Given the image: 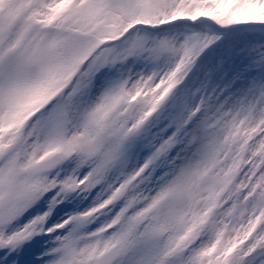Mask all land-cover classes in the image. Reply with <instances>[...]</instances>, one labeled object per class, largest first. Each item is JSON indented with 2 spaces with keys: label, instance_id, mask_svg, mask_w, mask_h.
I'll return each mask as SVG.
<instances>
[{
  "label": "snow or ice",
  "instance_id": "snow-or-ice-1",
  "mask_svg": "<svg viewBox=\"0 0 264 264\" xmlns=\"http://www.w3.org/2000/svg\"><path fill=\"white\" fill-rule=\"evenodd\" d=\"M0 264H264V0H0Z\"/></svg>",
  "mask_w": 264,
  "mask_h": 264
}]
</instances>
